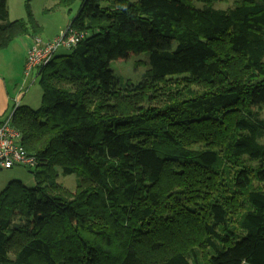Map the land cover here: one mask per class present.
<instances>
[{"label": "trees", "instance_id": "obj_1", "mask_svg": "<svg viewBox=\"0 0 264 264\" xmlns=\"http://www.w3.org/2000/svg\"><path fill=\"white\" fill-rule=\"evenodd\" d=\"M193 1L58 0L87 37L12 116L38 185L0 194V264H264V0ZM28 34L0 0V50Z\"/></svg>", "mask_w": 264, "mask_h": 264}, {"label": "rangeland", "instance_id": "obj_2", "mask_svg": "<svg viewBox=\"0 0 264 264\" xmlns=\"http://www.w3.org/2000/svg\"><path fill=\"white\" fill-rule=\"evenodd\" d=\"M191 1L197 8L203 6L201 3ZM237 1L212 0L215 9L230 8ZM79 5L80 3L77 2L65 8L59 4L58 0H7L8 21L14 22L22 20L26 24L29 32L26 36L39 37L43 43H46L59 36L66 29L76 16ZM35 34L37 36H34ZM12 42H15V39ZM69 52L67 49H59L55 55L68 54ZM13 56V50H6V48L0 50V80L5 79L11 88L16 86V92L19 89L23 90L19 97L21 105L30 106L33 110L41 109V89L36 78V74L38 75V73L35 75L32 73L26 78L24 68H18V60ZM109 68L123 84L126 82L136 84L142 80L144 72L148 69V54L144 52L138 55H130L125 61L112 62ZM260 117L264 119V112L261 113ZM262 143H264V140H262ZM34 169L35 167H14L8 170L0 169V194L12 181L21 182L27 188L36 187L38 181L33 175ZM16 174L22 176V180L18 178L8 180L10 175ZM6 180L9 182L6 183ZM54 181L65 190L73 191L77 181H79V177L77 174L65 176L57 169V177Z\"/></svg>", "mask_w": 264, "mask_h": 264}, {"label": "built area", "instance_id": "obj_3", "mask_svg": "<svg viewBox=\"0 0 264 264\" xmlns=\"http://www.w3.org/2000/svg\"><path fill=\"white\" fill-rule=\"evenodd\" d=\"M86 37L85 32L74 30L70 24L59 36L46 43H43L39 37H32L25 52V77L38 73L46 67L59 49H74ZM18 106V101L14 99L10 114L0 123V169L34 168L38 164L35 157L25 152L20 143V134L11 124L12 116Z\"/></svg>", "mask_w": 264, "mask_h": 264}, {"label": "crops", "instance_id": "obj_4", "mask_svg": "<svg viewBox=\"0 0 264 264\" xmlns=\"http://www.w3.org/2000/svg\"><path fill=\"white\" fill-rule=\"evenodd\" d=\"M31 38H32V36L31 37L30 36H21V37H18V38L15 39V42H12L11 44H9L6 47V50L7 49L13 50V54H14L13 57L18 60V68H20V69L21 68L22 69L24 68V64H25V54H26L25 52H26L27 46L31 42L30 41ZM11 45H13V46L11 48H9ZM36 73H34L33 75H35ZM36 78H37V74H36ZM16 88H17L16 86L11 88V86H9L6 83V80L5 79L0 80V123L4 119H6L7 116L10 114L11 109H12V107L14 105V99H16L18 101L19 105H21L20 104L19 97H20L21 92L23 90L22 89H19L16 92V90H17ZM15 92H16V94H15ZM27 107L31 108L30 106H27ZM11 178H18V179H21L22 180V176H19L17 174L16 175H10V177H9L8 180H11ZM5 182L7 183L9 181L6 180Z\"/></svg>", "mask_w": 264, "mask_h": 264}]
</instances>
